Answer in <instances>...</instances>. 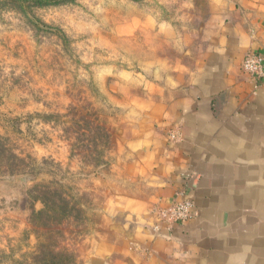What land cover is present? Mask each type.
<instances>
[{
  "label": "rangeland",
  "instance_id": "rangeland-1",
  "mask_svg": "<svg viewBox=\"0 0 264 264\" xmlns=\"http://www.w3.org/2000/svg\"><path fill=\"white\" fill-rule=\"evenodd\" d=\"M40 1L0 0V264H90L107 199L148 192L126 142L191 79L216 0Z\"/></svg>",
  "mask_w": 264,
  "mask_h": 264
},
{
  "label": "crops",
  "instance_id": "crops-1",
  "mask_svg": "<svg viewBox=\"0 0 264 264\" xmlns=\"http://www.w3.org/2000/svg\"><path fill=\"white\" fill-rule=\"evenodd\" d=\"M208 44L173 100L149 107L126 142L131 176L148 192L112 195L90 264H264V0H216ZM190 200L186 224L158 213Z\"/></svg>",
  "mask_w": 264,
  "mask_h": 264
},
{
  "label": "built area",
  "instance_id": "built-area-1",
  "mask_svg": "<svg viewBox=\"0 0 264 264\" xmlns=\"http://www.w3.org/2000/svg\"><path fill=\"white\" fill-rule=\"evenodd\" d=\"M243 70L257 79H264V59L258 55H247L243 62ZM158 215L163 221L169 223L186 224L198 214L194 211L193 202L184 200L160 210Z\"/></svg>",
  "mask_w": 264,
  "mask_h": 264
},
{
  "label": "trees",
  "instance_id": "trees-1",
  "mask_svg": "<svg viewBox=\"0 0 264 264\" xmlns=\"http://www.w3.org/2000/svg\"><path fill=\"white\" fill-rule=\"evenodd\" d=\"M9 2L11 1V3H18V5H24V3H26V2H35V3H39V2H42V1H40V0H8ZM12 1H14V2H12ZM17 5V4H16ZM44 204H48L47 202H44Z\"/></svg>",
  "mask_w": 264,
  "mask_h": 264
}]
</instances>
